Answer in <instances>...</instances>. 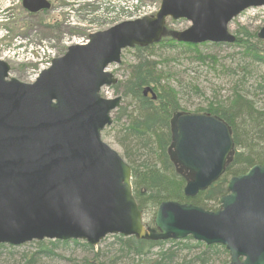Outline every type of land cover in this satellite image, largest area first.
Returning <instances> with one entry per match:
<instances>
[{
    "label": "water",
    "instance_id": "obj_1",
    "mask_svg": "<svg viewBox=\"0 0 264 264\" xmlns=\"http://www.w3.org/2000/svg\"><path fill=\"white\" fill-rule=\"evenodd\" d=\"M32 13L49 0H24ZM264 0H161L155 15L122 21L73 44L35 82L10 77L0 58V244L85 240L96 246L110 234L167 240L188 236L222 244L228 264H264V165L231 176L220 208L166 200L148 226L132 184V167L103 139L123 100L101 95L119 79L110 71L128 47H147L170 33L190 43L236 41L230 22ZM169 18L191 25L167 30ZM264 40V26L258 32ZM156 94L151 86L146 96ZM170 159L195 197L226 172L235 151L231 126L219 115L178 111L171 120Z\"/></svg>",
    "mask_w": 264,
    "mask_h": 264
},
{
    "label": "trees",
    "instance_id": "obj_2",
    "mask_svg": "<svg viewBox=\"0 0 264 264\" xmlns=\"http://www.w3.org/2000/svg\"><path fill=\"white\" fill-rule=\"evenodd\" d=\"M240 33L258 40L256 32L251 34L244 29ZM261 41L254 43L251 39L247 41L244 37L237 36L236 42L228 45L243 46L247 56L256 63L264 64V47H259ZM206 44L208 43L179 42L171 34H167L159 43L147 47L136 46V60L128 66L129 76L114 86L124 99H130L131 102L129 106L122 104L115 110L114 124L105 131L107 133L108 129L112 131L116 128L119 130L115 140L124 149V157L132 166L134 193L143 212L146 208H154L156 212L158 205L165 200L190 202L216 210L220 197L227 192L229 177L245 173L256 164L264 165V104L260 105L252 96H257V92L253 91L260 90L264 93V82H259L253 91L236 87L227 104L210 102L206 108L196 110L217 114L228 122L236 147L221 179L195 197L185 195V175L177 170L168 150L171 143V117L185 108L177 88L174 89L165 80L168 75L164 70L165 61L153 58L151 51L156 46L166 50L181 49V54L195 53L200 60H205L212 57L205 55L200 49ZM148 85L156 92V99L144 94V88ZM113 237L111 248H102L98 252H95L96 246L77 239L38 241L37 250L23 251L17 264H49L48 259H64L61 252L73 247L82 248L87 255L81 258L71 255L68 260L72 264H181V260L187 264H208L218 252L229 257L224 246L211 244L205 245V250L187 260L184 257L186 252L204 245L203 242L193 241L190 236L180 240H148L121 234ZM8 247L15 248L14 245L0 244V249ZM10 253H14L13 250Z\"/></svg>",
    "mask_w": 264,
    "mask_h": 264
},
{
    "label": "rangeland",
    "instance_id": "obj_3",
    "mask_svg": "<svg viewBox=\"0 0 264 264\" xmlns=\"http://www.w3.org/2000/svg\"><path fill=\"white\" fill-rule=\"evenodd\" d=\"M79 1V0H78ZM52 9L31 14L24 8L22 0H0V24L9 30V36L4 37L0 42V51L14 46V39L21 35L28 38V42H39L41 40H50V46L56 49V54L62 55L66 51V42L73 41L76 38L87 36L90 32L105 30L123 19L120 13H113L112 7L114 0H100V2H80V6L71 7L72 0H53ZM152 5L159 6L161 0L152 1ZM78 5V3H77ZM151 5V6H152ZM77 8V9H75ZM110 9V10H109ZM10 12L9 21H3L4 14ZM191 25V21L186 18L177 20L169 19L168 25L172 30H184ZM264 26V6L251 7L243 11L234 18L229 24V30L237 36L250 39L257 43L252 36H245L240 33L242 30H248L251 34ZM1 28V27H0ZM1 34V31H0ZM264 47V40L259 47ZM205 55L212 56L210 59L200 60L195 53L181 54L179 50L159 49L157 46L152 49L153 58L164 60V70L168 72L167 83H171L179 91L181 103L186 112H196L199 108H206L210 102L214 104H227L232 98L235 88L239 87L254 90L259 82H264V64L256 63L245 53L243 46H229L228 44L216 45L208 43L200 47ZM135 48H127L122 54L121 63L110 64L108 70L114 73L119 79L125 80L129 76V64L135 62ZM12 70L10 77H16L24 82H32L31 68L32 63H19L16 59L10 58ZM257 96L253 93L255 100L264 104V93L260 90ZM120 92L114 87L105 86L102 89V95L112 98ZM130 99H123L122 104L127 106ZM129 106V105H128ZM115 118V114H112ZM110 127V126H109ZM107 127V128H109ZM106 128V129H107ZM109 132V133H108ZM119 134L118 128L104 130L103 139L124 155V149L116 142L115 137ZM220 200V199H219ZM220 208V202L217 204ZM154 208L144 210V220L150 224L155 216ZM114 234L106 236L98 245V250L110 249V244L114 240ZM48 241V239H46ZM193 241H196L193 239ZM37 240L22 245H15V248L0 249V264H17L23 251L33 252L37 250ZM201 248L185 253L187 260L194 258L205 250L206 243L203 242ZM13 250L14 253H10ZM85 251V250H84ZM82 251L80 247L70 248L68 251L61 252L65 258L47 260L49 264H72L69 257H84L87 252ZM89 254V253H88ZM90 255H93L92 253ZM230 261V255L227 257L224 253L218 252L211 257L208 264H227ZM181 264H187L180 261Z\"/></svg>",
    "mask_w": 264,
    "mask_h": 264
},
{
    "label": "built area",
    "instance_id": "obj_4",
    "mask_svg": "<svg viewBox=\"0 0 264 264\" xmlns=\"http://www.w3.org/2000/svg\"><path fill=\"white\" fill-rule=\"evenodd\" d=\"M115 2H117L120 8L134 16H142L151 13L155 9L151 5L142 3L141 0H115ZM22 43L25 44L22 45ZM49 52L50 50L46 48L44 43L39 45L28 44L25 39L18 38L16 44L6 51L5 56L18 61L35 60L39 63L40 67H45L49 64Z\"/></svg>",
    "mask_w": 264,
    "mask_h": 264
}]
</instances>
